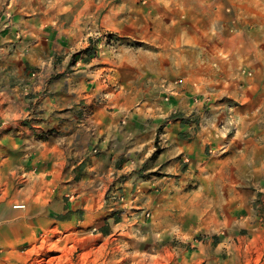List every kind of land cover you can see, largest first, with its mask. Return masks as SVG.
I'll return each mask as SVG.
<instances>
[{
  "label": "rangeland",
  "instance_id": "1",
  "mask_svg": "<svg viewBox=\"0 0 264 264\" xmlns=\"http://www.w3.org/2000/svg\"><path fill=\"white\" fill-rule=\"evenodd\" d=\"M219 6L231 16L217 18ZM66 7L72 10L68 19L80 49L74 54L91 47L88 57L109 66L106 75L118 69L105 81L96 76L102 79L98 86L104 97L120 85L114 79L118 74L151 90L157 83L146 77L153 72L174 73L180 85L189 74L205 76L190 98L201 110L190 117L215 123L220 145L206 151L207 162L196 168L204 177L192 179L191 189H85L81 199L70 189H45L54 179L44 172V189H23L26 194L20 195L32 206L30 215L44 221L36 240L19 246L21 264H264V241L242 224L253 211L243 209L247 185L241 170L250 157L252 169L264 167L257 154L264 149V0H85ZM246 77L256 85L249 92L254 103L249 111L241 104ZM157 95H151L150 103H159ZM164 100L170 101V95ZM178 113L173 109L165 116L157 110L161 123ZM30 121L28 129L36 135ZM161 147L158 136L151 157ZM93 154L101 156L95 148ZM44 161L45 171L50 162ZM13 164L0 162V185L21 189L38 184L23 174L3 177ZM101 164L112 167L110 161ZM59 198L87 204L86 217L100 207L102 218L88 224L59 222L63 214L52 205Z\"/></svg>",
  "mask_w": 264,
  "mask_h": 264
},
{
  "label": "crops",
  "instance_id": "2",
  "mask_svg": "<svg viewBox=\"0 0 264 264\" xmlns=\"http://www.w3.org/2000/svg\"><path fill=\"white\" fill-rule=\"evenodd\" d=\"M72 1L85 0H0V162L14 163L3 177L17 173L38 182L21 189L0 185V264H21L19 246L35 241L40 233L43 217L30 215L31 205L27 207L26 197L20 195L26 194L23 189H44L45 173L54 179L45 189H70L81 199L85 189H191L192 179L204 177L196 168L207 162L206 151H216L220 145L214 138L215 123L190 117L201 110L190 98L198 94L205 76L189 74L180 85L174 73L153 72L146 77L157 83L151 90L118 74L114 79L120 85L104 97L98 86L102 79L96 76L105 81L118 69L106 75L109 66L88 57L91 47L74 54L80 49L74 42V23L68 19L72 10L66 7ZM226 11L219 6L216 17L231 16ZM190 29L193 34L195 27ZM246 78L241 104L249 111L254 105L249 92L256 85ZM153 93L159 103H150ZM167 94L170 101L164 100ZM158 109L165 116L173 109L180 113L161 123ZM27 118L36 135L28 129ZM158 136L161 151L151 157ZM93 148L101 152L99 159ZM257 154L258 161H264V149ZM101 158L112 167L105 168ZM44 160L50 162L45 171ZM241 170L247 185L242 189L243 209L253 211L242 224L264 241V167L252 169L250 157ZM229 184L226 187L233 189ZM52 205L61 210L58 215L63 214L59 222L88 224L102 218L100 207H93V217H86L91 208L81 200L66 203L59 198Z\"/></svg>",
  "mask_w": 264,
  "mask_h": 264
}]
</instances>
